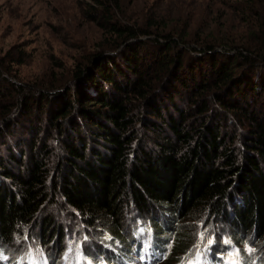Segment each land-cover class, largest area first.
<instances>
[{"label":"trees","instance_id":"1","mask_svg":"<svg viewBox=\"0 0 264 264\" xmlns=\"http://www.w3.org/2000/svg\"><path fill=\"white\" fill-rule=\"evenodd\" d=\"M228 1L244 33L191 39L94 0L87 15L113 35L62 87L23 82L0 57V255L264 264V0ZM56 205L68 237L45 213ZM241 233L262 250L247 253Z\"/></svg>","mask_w":264,"mask_h":264},{"label":"rangeland","instance_id":"2","mask_svg":"<svg viewBox=\"0 0 264 264\" xmlns=\"http://www.w3.org/2000/svg\"><path fill=\"white\" fill-rule=\"evenodd\" d=\"M119 2V13L124 17L123 20L137 26H146L151 22L154 23L151 29L162 33L183 31L191 39L198 36L205 38L206 35L218 37L228 31L244 33L242 24L238 23L236 18L235 9L228 0H119ZM93 4L94 0H0V57L4 59L5 66H13L15 70L13 74L17 75V79L29 84L46 88L70 84L76 71L89 62L92 54L102 50L103 43L113 35L87 15ZM151 55L152 53L148 58H152ZM147 143L155 145L154 141L147 138L141 144L145 150ZM93 146L91 143V149ZM236 146L241 151L236 154L241 158L243 146L238 139ZM92 151L93 149L91 159ZM262 166L264 167V164ZM47 212L53 216L57 227H65L64 230H67L70 220L68 217L71 213L69 208L56 205L49 207L45 213ZM226 216L230 220L231 212H227ZM156 218L163 222L161 214ZM168 222H172L171 219ZM168 222H163L166 227L169 226ZM229 222L223 220L218 222L220 226H225L226 234L234 232L232 223ZM185 224L191 230L192 221ZM210 225H213L212 221ZM69 230L76 232L75 229ZM38 233L39 230L36 228L31 231V234L37 237L40 236ZM65 234L68 237L70 233L67 230ZM251 234H242L247 239L246 244L242 246L246 248L247 253L252 249L257 253L262 250L263 244L259 237ZM45 249L46 252L52 251L53 253L49 254L57 259L54 244L46 245ZM0 257L3 258V255ZM131 261V264H142Z\"/></svg>","mask_w":264,"mask_h":264},{"label":"snow or ice","instance_id":"3","mask_svg":"<svg viewBox=\"0 0 264 264\" xmlns=\"http://www.w3.org/2000/svg\"><path fill=\"white\" fill-rule=\"evenodd\" d=\"M201 238L203 239V234H201ZM213 243V240L212 239H209L208 240V244L211 245ZM233 264H235V262H233Z\"/></svg>","mask_w":264,"mask_h":264}]
</instances>
